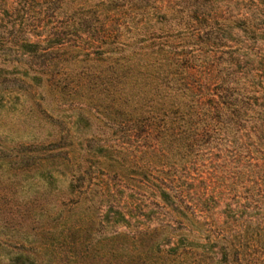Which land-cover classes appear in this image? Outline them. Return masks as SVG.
Masks as SVG:
<instances>
[{
  "label": "trees",
  "instance_id": "trees-1",
  "mask_svg": "<svg viewBox=\"0 0 264 264\" xmlns=\"http://www.w3.org/2000/svg\"><path fill=\"white\" fill-rule=\"evenodd\" d=\"M0 264H264V0H0Z\"/></svg>",
  "mask_w": 264,
  "mask_h": 264
},
{
  "label": "rangeland",
  "instance_id": "rangeland-1",
  "mask_svg": "<svg viewBox=\"0 0 264 264\" xmlns=\"http://www.w3.org/2000/svg\"><path fill=\"white\" fill-rule=\"evenodd\" d=\"M30 126L29 120L24 117L0 112V152L13 151L17 142L23 141L27 137Z\"/></svg>",
  "mask_w": 264,
  "mask_h": 264
}]
</instances>
